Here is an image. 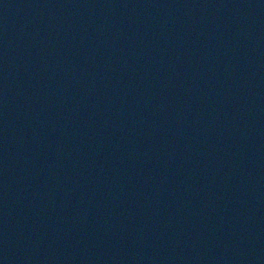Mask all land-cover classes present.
Masks as SVG:
<instances>
[{"label": "water", "instance_id": "water-1", "mask_svg": "<svg viewBox=\"0 0 264 264\" xmlns=\"http://www.w3.org/2000/svg\"><path fill=\"white\" fill-rule=\"evenodd\" d=\"M0 264H264V167L104 0H0Z\"/></svg>", "mask_w": 264, "mask_h": 264}]
</instances>
